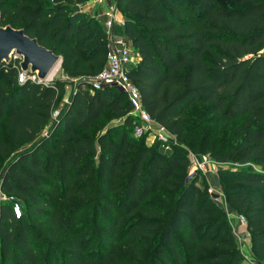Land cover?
Returning a JSON list of instances; mask_svg holds the SVG:
<instances>
[{"label":"trees","instance_id":"1","mask_svg":"<svg viewBox=\"0 0 264 264\" xmlns=\"http://www.w3.org/2000/svg\"><path fill=\"white\" fill-rule=\"evenodd\" d=\"M85 1L0 0V27L7 22L59 56L63 76L96 75L106 65V37L98 19L78 9ZM231 1L240 7L217 0L115 3L137 57L129 78L152 119L179 140L193 106L203 107L216 129L241 121L234 127L238 143L224 161L249 166L223 176H232L227 203L246 219L258 259L264 256V0ZM18 68L19 61L0 65V185L21 204L19 218L17 203L0 204L3 263L41 264L36 246L47 248L48 241L70 235V264H122L117 229L139 212L153 218L134 220L125 232L126 239L155 236L146 264H243L224 214L199 190L197 179L186 182L183 149L150 152L129 137L133 117L123 93L111 87L91 92L79 82L62 105L67 82L19 83ZM106 114L123 118V125L92 139ZM77 178L103 205L95 206L97 225L86 241L74 229L77 211L64 217L55 211L58 189L68 192ZM162 188L175 197L157 209L146 199ZM49 256L44 257L54 264Z\"/></svg>","mask_w":264,"mask_h":264},{"label":"rangeland","instance_id":"2","mask_svg":"<svg viewBox=\"0 0 264 264\" xmlns=\"http://www.w3.org/2000/svg\"><path fill=\"white\" fill-rule=\"evenodd\" d=\"M32 1H35L39 4L41 3L39 0ZM217 1L228 8L240 7L237 4H234L231 0ZM107 2L110 4L114 3L108 0L106 3ZM85 3H87L89 7H92L89 0H86ZM82 5L83 4L79 5L78 9L89 15V17L97 19L100 14L103 15L104 11H99L100 14H96V11L93 12V10H96V8H102L103 6H94V8L92 7L93 9H90V12H85ZM119 14L124 21L123 15L118 11V15ZM121 21H119L120 24ZM5 25L7 26V22ZM126 43H128L130 46L133 64H136L137 57L133 52L132 45L127 39ZM134 67L135 65L132 66V68ZM56 73L57 74L54 77L56 80H60L62 82L65 81L68 83L65 85L64 92L60 97L62 105L63 103L67 102L70 93L72 90L74 92V88L78 86L81 80H89L94 76L93 74H90L83 76L79 75L78 78H67L61 74V67H59ZM90 91L93 92L91 87ZM117 95L118 92L115 90L111 93V96L113 97H116ZM60 107H62L61 104ZM128 111V114L133 117V128L132 130L128 131L129 137L136 142L141 141L144 146L150 150V152L159 151L161 154H168L171 153L175 148L183 149L182 151L185 153L188 162L185 175L186 182L197 179L196 185L198 186L199 190L205 197L209 198L215 208L219 209L220 212L224 214V217L230 228L231 236L234 238L237 248L243 259V264H264V256L257 259L252 253L251 239L247 230L246 222H243L240 219V216L242 215H239L227 203L226 199L227 191L234 188L235 184L231 180V175L223 176L224 172L246 170L249 166L248 164L233 163L230 160L224 161V158L229 155V151H231L238 143V141H234V127L240 125L241 121L237 120L228 122L226 125H222L219 127V129H216L215 119L212 116H208L203 107L193 106L187 111V119L184 122L186 133L183 136V139L179 140L173 134H171L170 148L166 150L163 148L158 139L153 134H151L149 130H146L145 126L140 122V120L137 119L130 110ZM103 117V120L98 122L97 128L90 133V137L94 140L97 139V137L106 128L123 125V118L114 119L108 114L104 115ZM194 131L195 134L192 136L193 134L191 135L190 132L193 133ZM43 132H46V129H44ZM96 147L99 149L98 145H96ZM199 156L207 157L208 161L204 164L203 170L196 171L192 165V158ZM55 181L56 180L53 181L54 185H56ZM85 182L86 181L82 178H77V180H73L72 186L68 192L64 193L61 189H58L59 195L55 210L61 213L63 217L73 214L77 211L78 221L74 226V229L80 234V241H86L88 237H90L94 227L97 225L96 216L99 211H97L96 208L99 206L103 207L102 204L94 201L90 194H87V191L89 190H86L87 188H85ZM6 197L8 201L17 203L18 211L21 214L20 202H18L13 196L6 195ZM174 197V192H170L169 189L162 188L159 190V193L148 196L146 201H149L152 207L163 209L162 206L164 203L166 204L168 202H172ZM75 206L77 208H75ZM149 217L153 218L147 214L134 212L130 216L124 218L123 224L117 229L118 234L115 237V241L118 243L116 245V249L117 255L122 261V264H146V262L149 260L150 249L156 242L155 236H136L133 239H126L127 233L125 232L130 222L137 219H147ZM47 227L48 224H45L44 228L46 229ZM82 229H85L84 232H81ZM58 238L59 239L57 240L48 241L47 248L42 246V244L36 246L38 249H40V253L42 255L41 264H49V261H47L44 257L47 255L50 259L49 253H51L52 257H54V260H52L54 264H70L69 260L71 259V256L70 251L67 249V245L71 243L73 238L70 235H59ZM96 242L97 239H94L91 246L94 247ZM179 249L182 251L184 246H180ZM90 252V250L87 251V253ZM245 257L248 258L246 261H244ZM13 261L15 260L13 259ZM13 261L12 264H18L17 262ZM3 262L4 260H2L0 257V264H5Z\"/></svg>","mask_w":264,"mask_h":264},{"label":"built area","instance_id":"3","mask_svg":"<svg viewBox=\"0 0 264 264\" xmlns=\"http://www.w3.org/2000/svg\"><path fill=\"white\" fill-rule=\"evenodd\" d=\"M106 1L107 0H89L90 4L93 7L103 6L104 23L102 25L106 37V66L91 79L84 81L81 80L80 82H84L90 85L92 91H99L106 87H111L123 93L127 98L131 113L140 120V122L145 126L146 130H149V132L158 139L163 148L168 150L171 144V133L164 126L157 123L154 119L151 118L142 104L141 95L138 89L129 78V73L132 69V66L135 65L133 64L132 60V52L129 44L126 43V38L123 35L118 36L114 32L116 24L119 23V21L117 20L118 8L116 6V3L114 2L110 4L108 2L106 3ZM121 23H123L124 26L123 20L121 21ZM14 61H19L20 64L21 59L18 56L13 55L12 62ZM18 70L19 83L30 81L33 83L36 82L38 84L46 85L53 83L55 79L52 78L50 80L45 79L41 81L38 79L36 74H26L22 72L20 68H18ZM74 91H76V87L74 88ZM56 114L57 112L54 115ZM207 161V157H193L192 165L196 171H201L203 170L204 164ZM5 201L8 200L0 185V204ZM13 211L17 218L21 216L18 211L17 204L14 205ZM240 219L243 222H246L243 216H240ZM246 259L248 258L245 257L244 261H246Z\"/></svg>","mask_w":264,"mask_h":264},{"label":"water","instance_id":"4","mask_svg":"<svg viewBox=\"0 0 264 264\" xmlns=\"http://www.w3.org/2000/svg\"><path fill=\"white\" fill-rule=\"evenodd\" d=\"M13 55L21 59L22 72L36 74L41 81L48 79L51 72L62 64L59 56L39 45L36 39L26 36L23 30L0 27V65H9Z\"/></svg>","mask_w":264,"mask_h":264},{"label":"crops","instance_id":"5","mask_svg":"<svg viewBox=\"0 0 264 264\" xmlns=\"http://www.w3.org/2000/svg\"><path fill=\"white\" fill-rule=\"evenodd\" d=\"M108 1H110V2H115V0H108ZM82 7H83V10H85V12L87 11V12H90V9H93L92 7H89L88 5H87V3H83V5H82ZM94 11H96V14H100V12L99 11H103V7L102 8H96V10H93V12ZM99 12V13H98ZM97 19H98V21L99 22H101V24H103L104 23V16L103 15H99L98 17H97ZM101 19V20H100ZM117 20L118 21H121L122 20V18H121V16H120V14L119 15H117ZM114 32H115V34L116 35H118V36H124L125 37V35H124V26H123V23H117L116 24V26H115V28H114Z\"/></svg>","mask_w":264,"mask_h":264},{"label":"bare ground","instance_id":"6","mask_svg":"<svg viewBox=\"0 0 264 264\" xmlns=\"http://www.w3.org/2000/svg\"><path fill=\"white\" fill-rule=\"evenodd\" d=\"M56 72H57V69L53 70V71L51 72V74L49 75L48 80L54 78V77L56 76V74H57Z\"/></svg>","mask_w":264,"mask_h":264}]
</instances>
